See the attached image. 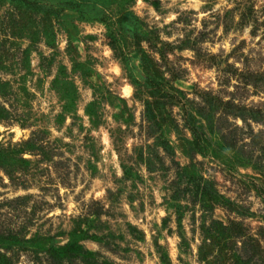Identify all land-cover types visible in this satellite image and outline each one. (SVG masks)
<instances>
[{
  "label": "rangeland",
  "instance_id": "obj_1",
  "mask_svg": "<svg viewBox=\"0 0 264 264\" xmlns=\"http://www.w3.org/2000/svg\"><path fill=\"white\" fill-rule=\"evenodd\" d=\"M0 81V143L33 141L0 170V264H52L35 244L73 234L88 264H232V241L264 264V0H0ZM211 97L248 118L188 156Z\"/></svg>",
  "mask_w": 264,
  "mask_h": 264
},
{
  "label": "trees",
  "instance_id": "obj_2",
  "mask_svg": "<svg viewBox=\"0 0 264 264\" xmlns=\"http://www.w3.org/2000/svg\"><path fill=\"white\" fill-rule=\"evenodd\" d=\"M8 84L1 82L0 81V96L5 95L6 91V86ZM233 101V100H232ZM231 100L226 101L224 105L223 110H219L220 106V100L215 99L211 97V99H206L203 100L202 104H196L194 107V113L195 116L197 117V120H194L192 124L189 126V130L191 131V137L190 139L185 140L186 143L191 145V148H189V151L185 152L186 155L191 156L193 155L194 152H200L201 154H205V152L199 148L198 142L201 140L202 136H205V140H201L205 143H210L211 139L215 138L219 146H225V149L227 148V137L230 132V127L229 123H227V118H239L242 122H245L247 120V116L245 112L243 111V104H234ZM222 116H225V127H223V124L221 125V122L223 121H218L217 119H222ZM11 118V113L9 112V109L5 107V105L0 102V122H4V120H9ZM252 119H256V116H251ZM147 121L149 122L150 128L155 127L156 125V119L152 115L148 114L147 111ZM220 122V123H219ZM166 123L164 126L161 128L164 130ZM237 126L231 127V129H236ZM206 129V132L204 131ZM207 134L212 135V137H209L210 139L208 140ZM199 146V147H198ZM33 149V141L32 138L28 137L25 140H21L18 142L14 143H9V144H2L0 143V170L6 171L8 169V166L12 165H21L24 166L25 164L29 163V160L25 157H23V154L25 152H30ZM238 156L234 155V160L235 162L237 161L239 165H244L245 161H241L237 159ZM233 160V161H234ZM235 162L232 163V168L235 166ZM12 168V167H10ZM195 170H194V164H191L189 166H182L178 169L177 176L182 177L188 176L192 177L194 176ZM199 197L202 201H211L212 203H224L227 201V199L220 194L215 188L211 186L208 182L205 181V184L200 186L199 188ZM212 224H217V221L213 220L211 222ZM220 224V223H219ZM222 230L224 231H219L217 234V239L223 240L226 244L229 240H235L236 236H233L231 232H229V227L227 226H221ZM216 232V231H215ZM225 234V236H224ZM213 235V234H212ZM10 235L6 236L9 238ZM6 237H1L0 236V246L3 247ZM81 237V236H80ZM95 240H99L97 236H92ZM224 237V239H223ZM79 236H74L71 235L70 239L62 245H53L50 244L49 246H46L44 243H39L35 244L37 249H43L46 252L49 253L50 257L52 258V264H58L62 259L64 258H77L81 257L86 260V263L88 264V259H92L95 256V251L92 250H87L82 247L81 244L78 243L79 241ZM85 238V237H84ZM233 247H230L228 249L232 250L231 251V263L232 264H249L251 259L253 258V254L247 249V247H238L235 245V241H232ZM19 242L16 240L15 237L13 239L9 240V244L7 247H11L14 244H18ZM217 243V242H216ZM6 247V248H7ZM222 247L221 249L225 248ZM238 248V249H237ZM240 249V250H239ZM208 254H210L208 252ZM207 255V254H206ZM207 260V259H206ZM207 264L209 263L208 260L206 261Z\"/></svg>",
  "mask_w": 264,
  "mask_h": 264
}]
</instances>
